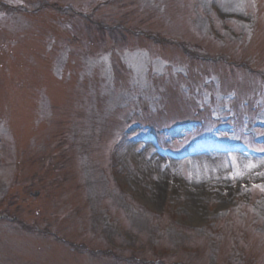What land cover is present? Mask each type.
<instances>
[{"label":"rangeland","instance_id":"rangeland-1","mask_svg":"<svg viewBox=\"0 0 264 264\" xmlns=\"http://www.w3.org/2000/svg\"><path fill=\"white\" fill-rule=\"evenodd\" d=\"M259 123L264 0H0V264H264Z\"/></svg>","mask_w":264,"mask_h":264},{"label":"snow or ice","instance_id":"snow-or-ice-1","mask_svg":"<svg viewBox=\"0 0 264 264\" xmlns=\"http://www.w3.org/2000/svg\"><path fill=\"white\" fill-rule=\"evenodd\" d=\"M250 167H254V165H250ZM261 190L264 191V187H261Z\"/></svg>","mask_w":264,"mask_h":264}]
</instances>
